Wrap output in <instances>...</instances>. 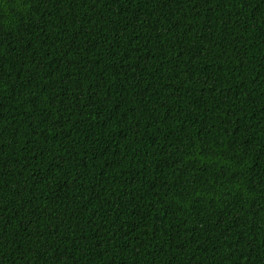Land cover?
Here are the masks:
<instances>
[{
  "label": "trees",
  "instance_id": "trees-1",
  "mask_svg": "<svg viewBox=\"0 0 264 264\" xmlns=\"http://www.w3.org/2000/svg\"><path fill=\"white\" fill-rule=\"evenodd\" d=\"M0 264H264V0H0Z\"/></svg>",
  "mask_w": 264,
  "mask_h": 264
}]
</instances>
